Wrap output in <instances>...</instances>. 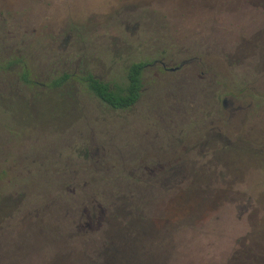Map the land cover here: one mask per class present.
<instances>
[{"label": "rangeland", "instance_id": "1", "mask_svg": "<svg viewBox=\"0 0 264 264\" xmlns=\"http://www.w3.org/2000/svg\"><path fill=\"white\" fill-rule=\"evenodd\" d=\"M140 60L129 109L44 91ZM0 196V264H99L131 219L155 264H264V0H0Z\"/></svg>", "mask_w": 264, "mask_h": 264}, {"label": "trees", "instance_id": "2", "mask_svg": "<svg viewBox=\"0 0 264 264\" xmlns=\"http://www.w3.org/2000/svg\"><path fill=\"white\" fill-rule=\"evenodd\" d=\"M15 63V61H12ZM10 64V65H11ZM146 61H134L126 69L125 81L123 83H111L103 80L96 73L81 68L80 70L64 71L51 78L44 84L47 91L59 96L60 101L69 105L68 96L74 94V88L78 85L101 102L117 110H125L133 107L141 98L143 92V76L146 69ZM22 83L36 88L37 84L26 64H22L19 76ZM37 89V88H36ZM34 95V99L37 94ZM42 94L43 93V90ZM38 98V96L36 97ZM33 100V98H32ZM34 101V100H33ZM230 148V147H229ZM12 202L0 196V218L9 210ZM142 223V222H141ZM136 219L128 220L126 227L117 232L111 230L107 233V243L102 251L99 264H137L132 256L139 247L142 254L143 264L157 263L155 233L149 222L141 224Z\"/></svg>", "mask_w": 264, "mask_h": 264}]
</instances>
